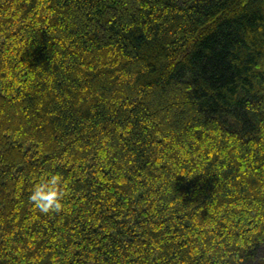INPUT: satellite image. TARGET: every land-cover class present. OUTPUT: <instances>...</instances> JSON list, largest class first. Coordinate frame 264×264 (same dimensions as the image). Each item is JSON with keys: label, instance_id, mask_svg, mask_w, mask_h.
I'll use <instances>...</instances> for the list:
<instances>
[{"label": "trees", "instance_id": "trees-1", "mask_svg": "<svg viewBox=\"0 0 264 264\" xmlns=\"http://www.w3.org/2000/svg\"><path fill=\"white\" fill-rule=\"evenodd\" d=\"M0 264H264V0H0Z\"/></svg>", "mask_w": 264, "mask_h": 264}, {"label": "clouds", "instance_id": "clouds-1", "mask_svg": "<svg viewBox=\"0 0 264 264\" xmlns=\"http://www.w3.org/2000/svg\"><path fill=\"white\" fill-rule=\"evenodd\" d=\"M63 192L60 178L56 175L45 176L34 184L30 199L43 211L60 207Z\"/></svg>", "mask_w": 264, "mask_h": 264}]
</instances>
